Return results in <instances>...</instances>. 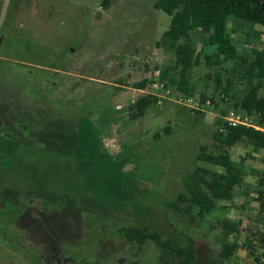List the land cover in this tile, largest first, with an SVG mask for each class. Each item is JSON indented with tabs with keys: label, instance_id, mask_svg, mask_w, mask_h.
<instances>
[{
	"label": "rangeland",
	"instance_id": "374dc122",
	"mask_svg": "<svg viewBox=\"0 0 264 264\" xmlns=\"http://www.w3.org/2000/svg\"><path fill=\"white\" fill-rule=\"evenodd\" d=\"M108 1L27 0L32 8L13 16L11 0L0 14V264H160L153 242L121 237L129 226L192 239L195 264H217L223 238L238 245L226 264H256L250 234L223 237L227 216L244 222L235 200L204 216L164 203L186 194L197 168L206 180L222 172L197 155L201 147L217 154L225 132L216 115L233 110L257 80L247 81L236 62L216 65L206 34L193 33L197 64L191 95H182L168 82L179 81L174 52L155 46L170 18L154 0ZM238 23L237 51H261L243 36L264 27ZM143 96L156 102L132 119ZM179 96L200 111L174 102Z\"/></svg>",
	"mask_w": 264,
	"mask_h": 264
},
{
	"label": "trees",
	"instance_id": "16d2710c",
	"mask_svg": "<svg viewBox=\"0 0 264 264\" xmlns=\"http://www.w3.org/2000/svg\"><path fill=\"white\" fill-rule=\"evenodd\" d=\"M103 7L109 6L104 0ZM153 8L165 13L169 18V26L162 34L158 44L167 45L175 55L171 66L177 71L179 81L169 78L168 82L176 84L177 91L182 95L190 96L192 87L189 84V72L197 64L196 52L191 43V35L195 30L206 34V42L214 50V63L223 65L236 62L245 66L244 77L247 81L256 79L247 94L237 99L232 108L236 112L253 117L254 121L264 124V93L259 91L264 86V49L254 51L252 56L241 54L227 35L226 25L229 19L245 24H256L264 27V0H154ZM207 58V65L214 64ZM167 70L160 74L161 79L167 78ZM145 81L133 85L134 89L143 90ZM206 98L200 95L203 104ZM156 102L153 96L141 97L132 107L136 112L132 119L142 117L145 109ZM225 139L218 146L217 154L206 153L205 147L200 148L197 160L206 162L222 169L220 173H210L206 180L201 173L205 170L197 168L187 177L184 187L186 194H179L173 201L164 205L178 208L179 203H186L187 212L196 208L199 216L208 215L215 209L217 201H229L233 198V189L241 182V173L229 161L228 149L242 139L252 140L257 148L264 149V134L253 129L242 127L224 128ZM158 134L153 136L158 139ZM264 173L258 183L257 201L264 219ZM223 237H227L234 228L222 223ZM121 237L128 243L142 245L147 241L153 242L159 249L158 261L160 264H195L196 249L192 239L180 243L173 238H163L158 232L149 231L145 227H124L119 230ZM236 251V245L223 238L221 247L217 252V264H226Z\"/></svg>",
	"mask_w": 264,
	"mask_h": 264
},
{
	"label": "crops",
	"instance_id": "0c3cea01",
	"mask_svg": "<svg viewBox=\"0 0 264 264\" xmlns=\"http://www.w3.org/2000/svg\"><path fill=\"white\" fill-rule=\"evenodd\" d=\"M26 1L27 0H12L13 7L11 14L13 16L24 14L26 10H28L31 7V5L29 6ZM9 4H11V0H0V14L3 13V11L6 9V7ZM148 25L149 24H147L146 26ZM242 27H243L242 24H239L238 22L229 19L226 25L228 37L232 40H235L236 37H238V33H237L238 30H241ZM199 32L201 31L200 30L194 31V33H199ZM233 35L235 36V38H233ZM249 36L248 37L243 36V39L247 40L244 41L245 46H248L249 48L252 46L256 47L255 45H257V48L264 49V45H263L264 30H262V28L261 29L256 28L253 31H251L252 39H250ZM238 38L240 39L242 37H238ZM155 46L158 48L159 47L163 48L166 47L167 45L158 44L157 42L155 43ZM213 50H215V48H213ZM227 156L229 158L230 163L240 171L241 182L240 184L234 187L233 198L229 201H217L216 207L214 210H212V212L218 210V208L220 207L219 205H222V208L223 207L225 208L228 207L235 200L234 209L238 208L239 210L238 218L241 220L243 219L245 223L243 221H240L239 223V221L235 220V218H231L234 221L232 222L230 220L231 216H227L226 218L228 220L226 219L224 222L234 228V231L229 233L228 237H232L234 235L247 237L248 234H250V236L252 237L251 239H253L252 243L254 244V242L256 241L255 243L257 244L259 250V254L258 256H255L254 261L256 264H261L259 238L264 228V219L262 218V213L260 212L259 202L257 201V195H258V183L262 177V174L264 173V149L257 148L252 140L242 139L240 142L234 144L228 149ZM247 196H250V198H252V203L248 207L244 206L246 205L245 199H247ZM237 198H241V199L237 201ZM212 212L210 214H212ZM246 219L249 222H247ZM247 223H249L250 226L249 228L246 227ZM235 245L237 251L238 245L236 243Z\"/></svg>",
	"mask_w": 264,
	"mask_h": 264
},
{
	"label": "built area",
	"instance_id": "2783aa9c",
	"mask_svg": "<svg viewBox=\"0 0 264 264\" xmlns=\"http://www.w3.org/2000/svg\"><path fill=\"white\" fill-rule=\"evenodd\" d=\"M156 89L162 90L165 95H169L168 90H164V84H156L154 86ZM174 102L177 104L183 105V106H194V109L197 111H200V104L197 101V103H194V100L192 97H177L174 99ZM209 102H206V105H208ZM217 118H219L223 124L224 128H247V129H253L255 131L261 132L264 134V124H259L254 121L253 117L248 116L246 114L236 112L234 110H230L228 112H225L224 114L216 115ZM264 193V189H262ZM260 242V263L264 264V228L259 238Z\"/></svg>",
	"mask_w": 264,
	"mask_h": 264
}]
</instances>
